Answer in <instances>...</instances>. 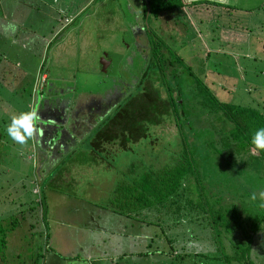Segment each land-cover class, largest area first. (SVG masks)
Instances as JSON below:
<instances>
[{
    "label": "rangeland",
    "instance_id": "374dc122",
    "mask_svg": "<svg viewBox=\"0 0 264 264\" xmlns=\"http://www.w3.org/2000/svg\"><path fill=\"white\" fill-rule=\"evenodd\" d=\"M154 1L152 0L151 3L154 4ZM196 1L194 3L196 5H188L184 9L174 5L161 14L153 13L149 17L147 0H93L82 15L77 16L75 22L69 26V29H73L75 33L66 41H59L58 49L55 48V41L45 50L41 42L39 51L34 50L32 57L31 50H22L20 47L22 45L18 42H9L11 48L7 52L8 56L0 57V61L5 65L0 70V73L5 75L3 81L0 77V171L6 170V173L0 174V225L8 227L11 216H15L18 224L8 231L7 247L4 250L6 260H9L8 264H41L42 259L38 261L36 258L37 255L45 252L47 230L52 235L58 226L61 228L67 225L61 222L63 217L67 219V214L63 217L56 215V205L61 207V210L67 209L69 204L72 207L77 206L76 210L85 211L86 218L79 216L77 221L72 218L74 223L84 226L88 221L95 227L99 220L93 221L90 217L98 208L107 210L106 201L111 199L113 189L121 180L122 173L127 171L134 160L140 159L151 163L152 159H156L163 151L169 152L171 144L174 150H179V125L177 126L179 113L177 117L174 114L166 115V119L164 118V122L160 125H151L149 136L142 139L141 143L131 144L129 150L121 149L118 144H109L107 152L101 150L97 152L93 151L94 148L89 144L91 136L90 138L86 136L94 133L96 126L105 117V110L100 109L94 114L79 112L74 125L70 124L74 121V118L70 117L73 121L70 119L67 128H61L63 122L56 123L54 119V117L60 118V115L53 114L58 112L49 102L53 101L59 105L66 103L67 113L70 111L76 113L79 111V105L81 107L91 103L92 100L103 99L106 93L116 86L126 93L120 101L124 103L127 96L136 93L147 63H152L154 68L160 62L159 57L150 55L151 47L155 42L164 47L162 49L164 56L158 54L162 57L161 61H171L169 59L171 55H180L184 63L190 66L191 71L209 85L213 94L225 103L256 106V102L250 96L264 95V29L263 33L254 32L253 38H241L235 35L242 25L264 23V0H205V3ZM227 6L230 8H225ZM197 7L202 10L197 11ZM194 14L201 15L202 20L199 21ZM83 20H85L84 24H82ZM149 27L153 29L159 27L154 32L157 34L156 37L150 38L151 34L147 32ZM234 36L248 40L242 42L229 40L228 37ZM3 37L6 38L7 34ZM57 43L58 40L55 44ZM237 45H241L244 49L242 54L240 53L243 56L213 51L209 58L204 57L205 51H210V48L220 47L221 50H230ZM105 53L109 54L111 60L107 71L103 70L102 64ZM26 55L29 56L25 57ZM154 69L156 71L152 79H148L150 84L157 83L156 79L160 74L161 69ZM157 71L158 73H155ZM43 72L49 75V83L53 86L52 90H54L50 94L52 97L47 96L46 91L43 95H39L41 88L48 81ZM191 78L189 76L190 80H186L187 82L179 80L174 84L175 88L195 86ZM146 82L144 80L143 84ZM210 82H213L214 86ZM169 83L170 86H174ZM251 85H256L258 88H252L250 93L248 90ZM194 91L196 94V90ZM162 93L165 95V91ZM39 96H46L40 99L42 105L46 103L50 105H47L46 114L40 118L39 115L35 116L34 109L32 110L31 115L34 117L32 135H35L33 149L30 138H27L22 145L18 144L7 135L5 129L13 117L28 113L25 107L27 102L35 104ZM189 98L193 99L191 96ZM210 107L215 106L212 104ZM117 109L118 105L113 106L105 115L113 114ZM206 110L209 113V108ZM185 112L188 113L186 109ZM51 115L52 118L47 120ZM219 116L221 117L222 113ZM208 119L213 120V124L218 128L221 126L222 121H216L214 116ZM228 125L231 128L230 123L226 121L227 129ZM49 128L52 129L51 132L56 131L54 130L56 128L59 136L58 133H51L48 134L47 140L44 139L43 134L49 133ZM180 133H191V130ZM192 133H196L192 137V150L200 153L205 151L206 154L216 150L213 139H208L211 143L205 145V147L209 146L206 150L198 147L199 143L200 146L202 144L200 140L210 138L215 133L210 125L207 128L195 129ZM53 134L57 135L53 137ZM36 136L40 137L39 142L46 143L41 149L50 148V152H44L46 149L41 152L38 149L35 145ZM59 147L60 150L57 151ZM41 154L43 155L39 157ZM45 162L49 164L46 163L47 168H51L50 171L46 168L48 173H43L44 169L41 171L40 168ZM220 164L222 163L216 160L213 163L211 161L208 168L218 170ZM38 170L41 172L40 179L46 181L51 179L43 191L50 223L49 218L46 220L42 218L43 208L39 202L41 196L33 193L35 186L33 178L34 175L38 176ZM241 176L243 177L237 178L231 172L227 178L229 184L221 183V189L238 188L241 184L247 183L248 175L244 172ZM32 205L33 210L30 211ZM102 225L104 230H109L106 221ZM194 226L195 223L189 225L185 219L183 225L179 226V233L182 230L189 231ZM69 227H71L69 233H74L72 238L76 239L77 229L74 226ZM113 227L115 228L114 225ZM148 229L152 231L151 227ZM135 231L136 235L144 232L138 228ZM105 233L107 232L103 234ZM171 235L177 237V233L174 235L172 232ZM117 241L113 240L112 244ZM62 242L64 246L60 248V252L64 255L66 263L72 256H79V250L77 251L74 245L69 249L71 244L63 240ZM103 242L106 243L104 240ZM195 242L200 244L197 240ZM142 243L137 245L136 250L144 248ZM102 250L101 248L99 252ZM47 252L51 253L52 250L46 251V254ZM132 253V251L127 253L123 258L120 254L114 253L108 257V261L98 264H179V259L177 260L172 253L162 256L149 254L140 258H136ZM206 253L213 255L215 251L207 249Z\"/></svg>",
    "mask_w": 264,
    "mask_h": 264
},
{
    "label": "trees",
    "instance_id": "16d2710c",
    "mask_svg": "<svg viewBox=\"0 0 264 264\" xmlns=\"http://www.w3.org/2000/svg\"><path fill=\"white\" fill-rule=\"evenodd\" d=\"M147 1L149 16L153 13L161 14L174 5L179 8L183 6L182 0H173V2L155 0L154 4L151 3L152 0ZM203 2L205 3V0ZM263 29L264 23L255 22L250 26H240V30L235 33L238 37L253 38L254 32L263 33ZM156 35L153 32L150 38ZM260 37L263 38V36ZM163 48V45H158L156 42L151 47L150 55L159 57L160 61L154 66L157 70L161 69L156 79L157 83L148 82L156 71L152 63L148 62L136 93L127 96L124 103L118 104V109L113 114L105 115L113 107L109 105L104 111L105 117L96 126L94 133L86 134V138L91 136L89 144L94 148L93 151L107 152L109 144H118L121 149L129 150L131 144L141 143L142 139L149 136L151 125H160L166 119V115L174 114L177 117L179 113V121L177 120L179 150H174L171 144L170 151H163L156 159H152L153 162L136 159L127 171L122 173L121 180L113 189V196L106 201L108 206L106 209L110 215L106 224L110 227L103 239L106 243L103 242L102 245L107 246L113 239L118 240L114 245L110 244L113 245L112 248L109 246L110 251L107 249L106 251L107 254H120L122 258L132 251L136 258L147 257L149 254L162 256L172 253L177 260L179 259V264H264V196L261 195L264 192V150H258L251 144L253 133L258 128H264V95L250 96L256 102V106L225 103L213 94L209 85L191 71L190 66L184 63L180 55H171L169 58L171 61H161L164 56ZM213 51L221 52L217 47H213L210 51H205L204 57L209 58ZM0 70H2L1 67ZM0 76L2 81L5 80L2 72ZM189 76L192 77V83L195 86L186 85L184 88H175V83L179 80L187 82L186 80H190ZM144 80L147 81L146 84H143ZM169 82L174 86H170ZM210 83L214 86L213 82ZM52 87L47 81L39 95H43L46 91L45 94L52 97L50 96L54 90ZM252 88L257 89L258 86L251 85L248 91L250 92ZM125 94L124 92L122 99ZM41 97L46 96H39L32 106L35 116L37 115L35 110L39 111L42 105ZM50 103L53 106L58 104L52 101ZM212 104L215 107H210ZM25 107L30 113L29 101ZM220 113H222L221 117ZM213 116L214 119L215 116L217 117L216 121H222L219 128L213 124V120L208 119ZM226 121L230 123L231 128L228 125L227 129ZM208 123L215 133L210 138L200 140L202 144L200 146L199 143L198 147L206 150L209 146L205 147V145L211 143L208 139H213L216 150L209 154L205 151L195 152L191 148V142L196 133L192 132L195 129L209 127ZM185 130H191V133H180ZM48 131L49 133H42L46 140L51 133H58L59 136L57 130ZM37 136L35 145L43 152L46 148L41 149V146L46 143L39 142L40 137ZM30 139L31 148L34 149V138L31 136ZM50 150L47 148L44 152L47 153ZM215 160L222 163L218 166L219 169L208 168L209 162L213 163ZM46 163L40 167L41 171L44 169L43 173H48V163ZM231 172L237 178L243 177L241 174L245 172L249 177L248 182L241 184L238 188L221 189V183L229 184L227 178ZM2 173H6V170L0 171V174ZM37 175L33 178L35 185L33 193L41 196L39 202L43 208L42 218L46 220L48 217L43 191L51 179L48 181L40 179L39 170ZM32 207L33 205L30 206V211ZM185 219L189 225L195 223V226L189 231L182 230L179 233V226L183 225ZM17 224L15 216H11L8 227L0 225V261H7V264L9 260H6L4 250L7 247L8 231ZM148 227H151L152 231ZM137 228L144 232L136 235ZM172 232L174 235L177 233V237L172 236ZM47 240L49 241V235L46 237ZM46 241L45 252L37 255L38 261L44 258L46 251L53 249L52 244L48 242L47 245ZM139 243H142L144 248L136 250ZM194 244L197 246H191ZM117 247L120 249L119 252L116 250ZM207 249L215 253L208 254ZM54 252L58 251L54 248Z\"/></svg>",
    "mask_w": 264,
    "mask_h": 264
},
{
    "label": "crops",
    "instance_id": "0c3cea01",
    "mask_svg": "<svg viewBox=\"0 0 264 264\" xmlns=\"http://www.w3.org/2000/svg\"><path fill=\"white\" fill-rule=\"evenodd\" d=\"M92 1L93 0H0V57L4 58L3 56H8L7 52L11 48L9 42L13 41L18 42L19 45H22L20 46L22 50H31L32 57H34V50L36 52L39 51L41 42H43V49L45 50L46 48H49V45L53 41H55L56 43V41L58 40L57 44L54 43L55 48L58 49L57 45L59 44V41H66L68 38H70V35L72 37V34L75 33L73 29H69V26L73 22H75L77 16L82 15L85 8ZM182 2V9H184V7L188 5H196L194 4L196 0H182ZM200 10H202V8L197 7V11ZM195 16L199 21L202 20L201 15ZM84 22L85 20H83L82 24H84ZM9 23H14L17 25V30L14 33H6L4 31V26ZM6 34L7 37H3V35ZM228 38L231 41L236 40L238 42H242V40H248L241 39L243 37L237 38L235 36L233 37L234 39L230 37ZM217 48L224 54L243 56L240 55V53L244 51L241 45H237V47L226 50L228 52L221 50L220 47ZM28 56L29 55H26L25 57ZM2 66H5L4 62L0 61V67ZM42 74H45L46 79H48V81L50 82L49 75L46 72H43ZM29 104L31 105L30 113H32L33 102H29ZM70 119L71 118L69 117V115H67V121H63L62 125L70 122ZM32 137H35V135H32ZM56 206V215H60L63 217L64 214H67V219L63 217L61 221L62 224L67 225L62 226L61 228L60 226H58V228L54 230L52 235H50L49 230H47L46 234L47 237L49 235V241L47 240L46 244L48 245L49 243H51L53 249L51 253L47 252V254H45V259L42 258L41 264H48L53 260L54 261L51 264H98L99 262L102 263V261H108V257L113 254H107L106 249L109 251L111 250L110 247L112 248V246L110 244L112 242L107 246L102 245L103 239L106 236V233L103 234L104 232H106V230H104L102 224L108 220V216H110L108 213L109 211L107 212V210H100L99 208L94 211L93 215L90 218L93 219V221L94 219L99 220L98 224H96L95 227H93V225L87 220V225L79 226L74 222L79 219V216L81 218L85 216L86 218L85 211L76 210L77 206L72 207L71 204H69V207H67V209L63 208V210H61V207H59L58 205ZM74 212L75 216H73ZM48 218L50 223V215H48ZM69 226H74L77 229L76 239H73L74 233H69L71 230V227ZM107 227L109 228L110 225H108ZM62 240L71 244L69 249H71L74 245L75 249L77 251L79 250L80 257L78 255H74L71 257V259H69V262L66 263V261H64V255L60 253V248L64 246ZM54 248L58 252H54ZM101 248L103 250L99 252ZM116 250L119 252L118 247ZM71 253L72 252H70V254ZM4 263L7 264V261H0V264Z\"/></svg>",
    "mask_w": 264,
    "mask_h": 264
},
{
    "label": "clouds",
    "instance_id": "9594fccd",
    "mask_svg": "<svg viewBox=\"0 0 264 264\" xmlns=\"http://www.w3.org/2000/svg\"><path fill=\"white\" fill-rule=\"evenodd\" d=\"M16 30H17V25L14 23H9L4 26V31L6 33H14ZM36 112L38 115V111ZM31 114L32 113H21L19 116L13 117L10 123L7 125L5 129L6 133L14 142L22 145L25 143L27 138L31 137L33 131V120H34V117ZM75 120L76 119H74V122ZM65 127L67 128V125L65 126L63 125V128ZM251 144L258 150H264V128H258L253 133L251 138ZM261 195L264 196V192H262Z\"/></svg>",
    "mask_w": 264,
    "mask_h": 264
},
{
    "label": "flooded vegetation",
    "instance_id": "af4514ba",
    "mask_svg": "<svg viewBox=\"0 0 264 264\" xmlns=\"http://www.w3.org/2000/svg\"><path fill=\"white\" fill-rule=\"evenodd\" d=\"M158 29H159V27L158 28L154 27V29L149 27L147 32H149V34H151V33L155 32ZM103 60H104V63L107 65V68L105 70V71H107L109 69V65L111 63L110 56L107 59H103ZM123 93H124V91L120 90L119 87H116V86L112 87L106 93L107 95L103 99L92 100L91 103H87L86 105H82L81 107H79L80 106L79 105L78 106L79 111H77L76 113L74 111H70V113L67 114V106H65L66 103H63L62 105L57 104V105H55L53 107H55L56 112H58V113H53V114L60 115V118L56 119L54 117V119L56 120V123L63 122L65 120L67 121V115L70 114L69 117L76 119L75 122H77V116H78L77 113H79V112H88V113L94 114L95 112L99 111L100 109L107 110L109 105L116 106V105H118L120 103V100L122 99ZM58 102H60V101H58ZM50 104L46 103L45 105L44 104L41 105L39 107L38 115L42 117L44 114H46V110L45 109L47 108V105H50ZM47 112L49 113L50 111H47ZM51 112H52V110H51ZM52 115L49 116V117L52 118ZM75 122H72L71 124L74 125ZM67 123H66V125H67ZM61 128H63V125H62ZM49 130H50V128H49Z\"/></svg>",
    "mask_w": 264,
    "mask_h": 264
},
{
    "label": "water",
    "instance_id": "95a60500",
    "mask_svg": "<svg viewBox=\"0 0 264 264\" xmlns=\"http://www.w3.org/2000/svg\"><path fill=\"white\" fill-rule=\"evenodd\" d=\"M109 57V54H104V56H103V59H107ZM102 64H103V70L105 71L106 70V67H107V65L104 63V61L102 62Z\"/></svg>",
    "mask_w": 264,
    "mask_h": 264
}]
</instances>
